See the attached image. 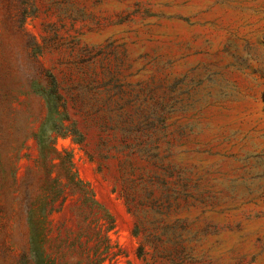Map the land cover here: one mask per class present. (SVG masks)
I'll list each match as a JSON object with an SVG mask.
<instances>
[{
  "label": "rangeland",
  "instance_id": "1",
  "mask_svg": "<svg viewBox=\"0 0 264 264\" xmlns=\"http://www.w3.org/2000/svg\"><path fill=\"white\" fill-rule=\"evenodd\" d=\"M0 264H264V0H0Z\"/></svg>",
  "mask_w": 264,
  "mask_h": 264
}]
</instances>
